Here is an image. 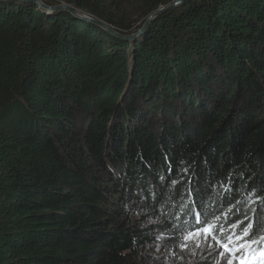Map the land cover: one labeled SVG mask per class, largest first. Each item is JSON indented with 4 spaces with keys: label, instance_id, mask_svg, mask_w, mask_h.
<instances>
[{
    "label": "trees",
    "instance_id": "1",
    "mask_svg": "<svg viewBox=\"0 0 264 264\" xmlns=\"http://www.w3.org/2000/svg\"><path fill=\"white\" fill-rule=\"evenodd\" d=\"M42 1L0 0V264L264 235V0H186L134 40L50 8L130 35L179 0Z\"/></svg>",
    "mask_w": 264,
    "mask_h": 264
},
{
    "label": "snow or ice",
    "instance_id": "2",
    "mask_svg": "<svg viewBox=\"0 0 264 264\" xmlns=\"http://www.w3.org/2000/svg\"><path fill=\"white\" fill-rule=\"evenodd\" d=\"M239 225H234L238 227ZM242 235H236L235 240L229 237L231 243H222L217 240L219 245L217 255L226 260V264H264V248L254 249V245H258L261 241H264V235L259 236L257 239H253L256 236L255 226L249 224L242 229ZM203 238L204 240L216 239L215 228L209 224L207 227L197 229L195 232H190L185 236V241ZM187 245H182L186 247ZM199 247V244L197 245ZM209 247H212L211 245ZM242 253H246L244 255ZM259 256V261H255L254 257Z\"/></svg>",
    "mask_w": 264,
    "mask_h": 264
},
{
    "label": "rangeland",
    "instance_id": "3",
    "mask_svg": "<svg viewBox=\"0 0 264 264\" xmlns=\"http://www.w3.org/2000/svg\"><path fill=\"white\" fill-rule=\"evenodd\" d=\"M37 1L40 3L37 5H39L41 8H44L43 1L42 0H37ZM61 5H66V4H61ZM133 20L135 21V19ZM140 23L141 21L138 22L137 25H139ZM186 235L187 234L185 233V235L182 237V242L180 243L179 248L168 252V251H164L163 250L164 247L161 245L158 247L159 248L158 253L150 251L151 252L150 254H159L163 258L161 260L163 262L162 264H226V260L222 259L219 255H217V251L220 249H219V245L216 243V239L204 240L201 237L199 239L185 241ZM185 244L187 246L182 247V245ZM198 244L199 247H197ZM210 245L212 247H209ZM155 248H157V246ZM257 260H259V257H257Z\"/></svg>",
    "mask_w": 264,
    "mask_h": 264
},
{
    "label": "water",
    "instance_id": "4",
    "mask_svg": "<svg viewBox=\"0 0 264 264\" xmlns=\"http://www.w3.org/2000/svg\"><path fill=\"white\" fill-rule=\"evenodd\" d=\"M30 1L32 3L35 4H40L37 0H27ZM186 0H179L176 1L173 5L169 6L168 8H162L161 10L151 14L148 19L146 20L145 24L143 25V27L138 30L136 33L134 34H130V35H122L120 33H118L116 30H114V28L110 27L109 25H107L106 23L92 17V16H88L86 15L84 12H82L81 10L70 6V5H60L54 8H50V10L52 11H62V12H68L70 13L72 16L90 22L92 24H95L96 26L106 30L107 32L113 34L115 37L121 38V39H125V40H134L136 38H138L141 34H143L145 32V30L148 28V26L150 24H152L155 20H157L163 13L180 6L181 4H183Z\"/></svg>",
    "mask_w": 264,
    "mask_h": 264
}]
</instances>
